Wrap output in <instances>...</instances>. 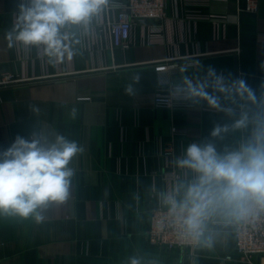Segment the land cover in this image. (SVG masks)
Returning <instances> with one entry per match:
<instances>
[{
	"label": "crops",
	"instance_id": "1",
	"mask_svg": "<svg viewBox=\"0 0 264 264\" xmlns=\"http://www.w3.org/2000/svg\"><path fill=\"white\" fill-rule=\"evenodd\" d=\"M21 4L30 6V0H0V76L17 77L0 84V150L17 136L39 139L45 147L64 136L80 150L68 164L73 175L65 200L42 206L39 221L0 215V264H131L133 258L140 264H236L225 259L235 250L236 205L222 198L219 184H202L201 174L180 161L193 143H212L223 156L252 137L254 118L264 111V0H257L254 13L243 10L246 0H167L159 30L136 24L117 47L105 26L116 11L106 4L87 26L61 29L67 37L62 57L49 55L44 45L15 39L10 45L7 34ZM192 60L197 63L187 64ZM169 61L177 66L156 70ZM210 67L226 86L245 80L258 103L216 92ZM161 76L164 87L184 93L174 109L154 106ZM185 77L207 81V91L232 112L189 99ZM244 112L250 123L234 128ZM216 125L228 131L213 137ZM166 145L170 156L161 152ZM166 170L180 178L165 179ZM195 185L211 193L201 242L193 250L151 244L145 236L148 210L167 196L196 198L189 194ZM254 261L264 264V255Z\"/></svg>",
	"mask_w": 264,
	"mask_h": 264
},
{
	"label": "clouds",
	"instance_id": "2",
	"mask_svg": "<svg viewBox=\"0 0 264 264\" xmlns=\"http://www.w3.org/2000/svg\"><path fill=\"white\" fill-rule=\"evenodd\" d=\"M106 4L107 0H30V6L20 5L17 23L7 39L10 45L13 39L25 46L44 45L46 53L62 57V39L67 37L61 36V29L68 24L87 26ZM208 77L212 78L211 86L216 92L234 91L241 99L258 103L245 80L226 86L224 78L211 67ZM134 79L138 81L139 77ZM183 85L189 99L204 100L210 108L232 112L222 107L219 96L207 91V81L193 83L185 77ZM126 91L131 94L133 86L128 85ZM259 103L264 105V100ZM249 123V115L244 112L233 127L246 128ZM254 123L252 137L240 150L221 156L212 143L203 146L193 143L187 148L186 158L180 161L182 166L201 174L202 184L213 181L219 184L222 198L242 211H246L245 205L249 202L264 210V111L256 115ZM227 131V125H216L211 135L218 137ZM79 150L74 141L64 136H57L47 147L39 139L17 136L7 149L0 150V215L22 218L34 215L39 221L38 210L42 206L65 200L73 175L68 164ZM201 191V186L195 185L189 194L196 196ZM201 215L200 205L189 210L184 219L189 230L195 232L200 227ZM131 264L140 262L133 258Z\"/></svg>",
	"mask_w": 264,
	"mask_h": 264
},
{
	"label": "built area",
	"instance_id": "3",
	"mask_svg": "<svg viewBox=\"0 0 264 264\" xmlns=\"http://www.w3.org/2000/svg\"><path fill=\"white\" fill-rule=\"evenodd\" d=\"M257 7V0H246L243 10L254 13ZM107 8L116 11L115 18L107 20L105 26L112 45L117 47L125 45L132 27L136 24L148 22L150 32L159 30L157 21L166 16L167 0H107ZM196 63V60L187 62V64ZM175 66L176 63L169 61L158 64L156 70L162 73ZM15 80L17 77L12 73L0 76V84ZM165 83L161 76L153 93L154 106L174 109L177 106V99L184 93L164 87ZM237 98L240 99L239 96ZM241 108H243L242 102ZM175 130L176 127L171 126V132L174 133ZM161 152L165 156L172 155L171 145L164 146ZM163 176L167 180L180 178V174L175 170H166ZM195 197L181 200L175 196H167L160 206L148 210L145 226L147 240L156 246L193 250L201 242L206 231V209L211 203V193L203 190ZM196 205L201 206L202 215L200 227L193 232L185 225L184 219L189 214V210ZM245 208L246 211H242L236 206V216L231 222L235 236V250L233 254L226 255L225 259L236 264H260L256 263L254 258L257 255H264V210H260L251 202L246 204Z\"/></svg>",
	"mask_w": 264,
	"mask_h": 264
}]
</instances>
